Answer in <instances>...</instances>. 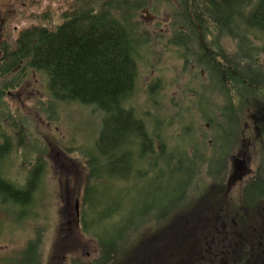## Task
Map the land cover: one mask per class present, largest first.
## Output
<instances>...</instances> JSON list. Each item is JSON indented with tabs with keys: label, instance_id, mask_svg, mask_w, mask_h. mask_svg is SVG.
Here are the masks:
<instances>
[{
	"label": "flooded vegetation",
	"instance_id": "flooded-vegetation-1",
	"mask_svg": "<svg viewBox=\"0 0 264 264\" xmlns=\"http://www.w3.org/2000/svg\"><path fill=\"white\" fill-rule=\"evenodd\" d=\"M73 1L0 0V111L8 110L9 119H0L3 121L0 123V205H26L31 200L35 202V193H44L46 185L45 159H34L35 163L26 168L36 153H42L40 148L34 146L37 151L32 156L28 142L29 150L25 153L26 137L21 133V126L25 122L14 120L12 123L9 116L13 114V109L23 110L26 107L27 103L20 99L23 94L20 89L24 85L29 86L32 78L35 77V80L28 92V102L35 99L38 104L45 103L49 91L46 89L47 83L41 79L43 72L28 67L23 58H16V48L21 45V37L26 31L39 26L40 20L38 23L33 22L36 20L31 18L32 15H46L43 25L53 27L55 24L49 18L56 17L55 13L60 18L73 5ZM172 1L178 4V0ZM154 2L160 5V14L152 12L149 7L140 10L141 16H144L143 13L151 15L149 20L145 19V26L154 32L153 43L166 46L181 36L180 42L188 47V52H192L195 47L200 53L183 57L191 61L199 60L202 68L198 72H180L185 79L181 90L186 85L190 95L200 96L199 108L194 110L198 113L190 115L195 136L188 137L190 128L187 129L177 120H173L160 133L152 123V114L144 118L142 114L145 111L137 113L134 110L135 131L140 134L133 148L136 158L129 169L136 171L135 179L139 174V181L143 170L153 176L154 172L149 167L158 168L163 159L178 155L185 146L191 154L198 150L203 161H200L202 167L199 172L193 166L178 168V171L197 174L198 177L195 178L197 182L186 183V190L177 204L169 200L167 209H162L163 205L153 200L151 205L143 209L149 210L147 216L150 225L140 231L139 236L151 239L152 247L150 253L145 252L135 258L134 264H142L144 259L149 264H264V54L254 57L256 66L244 63V60L253 57L238 55V44L248 43L249 40L235 37L237 17L232 18L230 28L220 24L228 28L227 32H218L216 28L221 27L208 16L207 9L169 7L165 0ZM236 2L220 0L211 10L235 14ZM175 11L184 14L185 22H174L172 14ZM161 12L168 14L165 27L159 26ZM217 45L231 50L232 55H221L216 48H212ZM191 67L194 69L195 64L191 63ZM252 67L260 70H251ZM172 83L173 77L170 82H162L164 91L171 88ZM162 97L165 99L162 106L166 104L168 109L174 110V97H169V105L164 92ZM135 98H138L137 93ZM130 107L134 108L131 104ZM10 125L16 133L11 130L7 132L6 127ZM213 131L214 135L211 133ZM175 143L177 145L174 148ZM144 154H149V158L143 160ZM148 159L154 163L144 166L143 162ZM13 162L19 169L13 171ZM106 164L107 177L111 176V171L127 170L125 157L117 159L115 167L109 159ZM40 165L42 167H38ZM117 165L123 167L118 169ZM32 169L37 172L36 176L33 174V187L30 184ZM139 184L136 181L130 188L137 196L133 200L136 204L139 200H145L143 193H139ZM31 188L34 189V195L28 193ZM141 188L140 184V191ZM106 191L110 197L109 186ZM131 200L109 199V206L114 202H120V206H123ZM73 203L74 215L70 222L79 231L82 227L81 200L76 199ZM143 210H140V217L144 216ZM155 210L158 214L152 216ZM16 216L22 217L6 212L0 215L6 221H14ZM80 237L87 236L80 230Z\"/></svg>",
	"mask_w": 264,
	"mask_h": 264
},
{
	"label": "trees",
	"instance_id": "trees-1",
	"mask_svg": "<svg viewBox=\"0 0 264 264\" xmlns=\"http://www.w3.org/2000/svg\"><path fill=\"white\" fill-rule=\"evenodd\" d=\"M236 1L237 12L233 14L211 10L220 0H178V4L165 0L169 7L192 6L207 9L213 22L223 28L215 27L218 32H227L228 28L220 24L230 28L232 18L237 17L235 37L249 40L248 43L238 44V55L253 57L244 60V63L256 66L254 57L264 54V0ZM152 2L153 0H74L60 19L58 16L49 18L55 24L53 27L43 25L46 15H33V20H36L33 22L38 23L40 20L39 26L26 31V36L21 37V45L16 48V58H23L30 68L46 72L48 87L54 97L84 105L94 104L106 114L96 145L81 153L80 158L86 165V178L77 190V200H81V231L95 241L96 252L91 258L73 255L70 264H134L135 258L145 252L150 253L152 247L151 239L144 240L145 237L139 236V232L150 225L149 218L140 222L137 218L140 211L132 209L133 213L129 218L117 219L114 212L121 207L120 202L106 206L100 201L101 198L108 197L107 186L110 194H116L115 199H132L131 202H134L137 198L130 188L136 181L139 183L140 177L137 174L135 179L136 171H130L129 167L136 158L133 148L140 133L135 131V112L129 103L136 97V84L143 59L157 54L153 43L154 32L145 26V19L139 16L140 10L145 7L156 9L158 13L160 5ZM195 13L198 14L199 11ZM183 15L181 11L173 12L174 22H185ZM180 39L181 36H177L175 42L164 46L162 55L175 51L182 59L181 72H198L202 68L200 61L183 57L200 53L195 47L192 52H188V47ZM212 48H216L225 57L233 53L223 45ZM160 63L161 60L158 65L153 64L151 67L160 72L164 70ZM191 63L195 64L196 69L191 67ZM251 70L257 71L260 68L252 67ZM179 79L180 75L173 77L172 84H177ZM180 94L182 99L174 97L173 109H180L183 99L191 100L193 103L189 110L197 114L194 110L199 108L200 96L190 95L186 85ZM242 94L245 92L242 91ZM53 113L51 106L47 109V114ZM22 118L20 121L25 122ZM143 139L146 140V137ZM70 148L68 149L75 150ZM191 153L185 146L178 155L163 159L158 168L149 167L154 172L153 176L143 170L142 183L162 185L174 173L179 174L178 168L193 166L199 172L203 157L198 150ZM40 156L39 158H44L42 154ZM124 157L126 172L111 171V176L107 177L106 161L109 159L115 167V161ZM147 158L149 154H144L143 160ZM116 167L119 169L123 165ZM31 172L30 184L33 187V174L36 176L37 172L35 169ZM196 177L197 174H182L180 182H197ZM101 184L104 188L98 191V185ZM29 192L34 195V189L31 188ZM147 193L148 190L144 191L143 197ZM148 212L149 210H143L145 217H148ZM14 214H18L16 210ZM20 224H23L22 220ZM45 231V228L36 226L25 246L16 254L13 253L14 256L10 253L9 258L0 259V264H45ZM142 263L149 261L144 259Z\"/></svg>",
	"mask_w": 264,
	"mask_h": 264
},
{
	"label": "rangeland",
	"instance_id": "rangeland-1",
	"mask_svg": "<svg viewBox=\"0 0 264 264\" xmlns=\"http://www.w3.org/2000/svg\"><path fill=\"white\" fill-rule=\"evenodd\" d=\"M153 10L154 12L157 11L156 9ZM55 15L57 16L58 14L55 13ZM142 15L144 16L139 13V16L146 20H149L151 16L146 13ZM153 15L155 14L153 13ZM167 16V13L163 14L161 12L160 27H165V18ZM31 18L33 19V15ZM154 45L157 54L148 55L143 59L137 79L136 93L138 98H134L130 104L134 106L133 109L137 113L145 111L146 113L142 114L144 118H148L152 114V123L160 133H163L166 126L173 120H177V122L186 125L187 129L190 128L187 136L190 138L194 137L193 122L191 121V112L189 110L193 101L183 99L182 107L178 110L168 109L166 104L162 106L165 103V99L162 97L163 92L168 96L166 99L168 105L170 103L169 97H175L178 100L182 99L180 93L182 82L185 79L180 74L182 70L181 58L178 57V54H175V51L162 55L164 46ZM159 60H161L160 67L164 68L160 72L151 67L153 64L158 65ZM177 75L182 76V79L180 76L179 83L164 91L162 82H170L171 78ZM41 79L47 83L46 89L49 91L46 102L38 104L34 101L35 99L27 101L28 92L31 90L35 80L34 77L30 81L29 86L24 85L20 89L23 93L20 99L27 103L26 107L23 110L13 109V114L9 118L13 123L14 120H21L23 117L25 125L21 126V133L26 137L25 153L29 150L28 142L31 145L32 156L37 151V148H40L42 152L40 154L44 156L43 159L46 161L44 180L46 185L44 193L41 191L36 192L35 202L31 200L25 205L26 207L16 204L0 205V215L5 212L9 215H14L13 210H16L22 216L20 218L16 216L14 221H6L0 217V258H9V253L16 254L19 252L25 246L28 238L33 236L34 228L40 226L46 230L45 243L47 251L45 249L44 263L70 264V259L73 255L91 258L96 252L95 241L89 238H81L80 230L78 231L76 226L70 221L72 215H74L73 202L77 198L78 187L86 178V165L83 159L80 158L81 153L88 151V149L91 150V147L96 145L106 114L94 104L84 105L76 101L54 97L48 87L46 72H43ZM29 105L31 107H28ZM51 106L54 113L48 115L47 109L51 108ZM7 115L8 110L0 111V119H8ZM0 123H3V121L0 120ZM6 130L7 132L10 130L14 131L11 125L7 126ZM211 133L215 134L214 131ZM176 145L177 143L174 144V148ZM34 146H37V148H34ZM69 147L75 150H69ZM40 154L36 153L31 160H27L26 168L35 163L34 159L41 157ZM78 162H81L82 165ZM153 163V160L148 159L143 162V165L149 166ZM12 167L13 171L19 169L15 162L12 163ZM178 173H174L169 181L162 186L153 183L143 185L142 179H140L139 183L142 185L140 191L139 184L140 195L148 190L145 200H139L138 204L126 202L114 212V217L125 220L132 215V209H136V212L143 210L151 205L153 200H156L155 203L163 205L162 209H167L170 204L169 200L177 204L187 187L186 183L180 182L182 174L186 173L182 171ZM103 188V184L98 185V191L103 190ZM114 197H116V194L111 192L110 197L101 198L100 201L103 205L109 206V199ZM95 198H98V196L95 195ZM157 214L158 211L155 210L152 216H157ZM32 215L41 217H32ZM137 215L140 222L148 219V217ZM25 216H27L26 219ZM21 220L23 224H20Z\"/></svg>",
	"mask_w": 264,
	"mask_h": 264
}]
</instances>
